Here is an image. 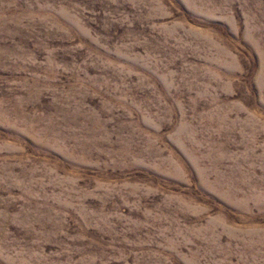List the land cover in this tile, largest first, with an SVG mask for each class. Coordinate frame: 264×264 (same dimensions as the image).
<instances>
[{
  "label": "rangeland",
  "instance_id": "rangeland-1",
  "mask_svg": "<svg viewBox=\"0 0 264 264\" xmlns=\"http://www.w3.org/2000/svg\"><path fill=\"white\" fill-rule=\"evenodd\" d=\"M0 264H264V0H0Z\"/></svg>",
  "mask_w": 264,
  "mask_h": 264
}]
</instances>
